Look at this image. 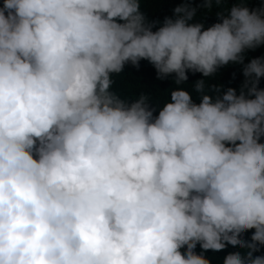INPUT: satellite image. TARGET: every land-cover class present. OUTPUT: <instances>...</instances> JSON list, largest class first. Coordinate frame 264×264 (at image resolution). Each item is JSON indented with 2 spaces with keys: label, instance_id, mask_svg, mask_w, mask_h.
<instances>
[{
  "label": "clouds",
  "instance_id": "1",
  "mask_svg": "<svg viewBox=\"0 0 264 264\" xmlns=\"http://www.w3.org/2000/svg\"><path fill=\"white\" fill-rule=\"evenodd\" d=\"M257 86L264 0H0V264H264Z\"/></svg>",
  "mask_w": 264,
  "mask_h": 264
},
{
  "label": "trees",
  "instance_id": "2",
  "mask_svg": "<svg viewBox=\"0 0 264 264\" xmlns=\"http://www.w3.org/2000/svg\"><path fill=\"white\" fill-rule=\"evenodd\" d=\"M239 68H240V65H237L232 70H227L224 73H222V71H220L218 68L214 74H212L210 77H207L205 79V81H206L205 92H207L210 95H215L212 92L211 88L208 87L209 85H220L221 86V89H220L221 93L223 91H226V89L228 87L234 88L237 92V85H238L239 80L242 78V76L232 77V74L234 72L238 71ZM139 80L142 83H144L145 77L142 75L141 77H139ZM195 81L196 80L184 81L182 84L176 85L174 83V79L164 78L162 80V82L158 83V86L153 93L154 102H157L158 100L162 99L165 96L166 97L169 96V97H167V99L169 100L171 91L175 90L177 87H179V88H183L184 90H186L190 93V96H191V99L193 100V102L199 103L200 94L194 90V82ZM257 87L260 89H264V86H257ZM237 94H239V93L237 92ZM133 95H135V93ZM147 103H148L150 108L153 107L151 100L148 99ZM254 231H255V229L245 230V232L242 234V238L244 240H250L251 234ZM228 246L229 245L226 244V246H225L226 249L221 250V251H216L218 264H223V258L229 253H233V252H237V251L244 253L247 251L246 249H239L236 247H232V246L228 247ZM258 249H259L258 251L253 252V256L264 255V245H258ZM204 255L206 257L209 256V257L213 258L210 260V264H212V261L214 260V255L212 253H205Z\"/></svg>",
  "mask_w": 264,
  "mask_h": 264
}]
</instances>
